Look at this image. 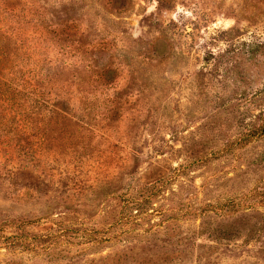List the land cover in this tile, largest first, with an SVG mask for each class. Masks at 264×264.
Returning <instances> with one entry per match:
<instances>
[{
    "label": "rangeland",
    "instance_id": "374dc122",
    "mask_svg": "<svg viewBox=\"0 0 264 264\" xmlns=\"http://www.w3.org/2000/svg\"><path fill=\"white\" fill-rule=\"evenodd\" d=\"M0 264H264V0H0Z\"/></svg>",
    "mask_w": 264,
    "mask_h": 264
},
{
    "label": "trees",
    "instance_id": "16d2710c",
    "mask_svg": "<svg viewBox=\"0 0 264 264\" xmlns=\"http://www.w3.org/2000/svg\"><path fill=\"white\" fill-rule=\"evenodd\" d=\"M126 206H130V208H132V206L137 207L138 209L141 208V206H143V202L140 201V198L138 196H135L134 198L127 200V204ZM36 221V220H33ZM31 223V222H23L20 225L17 226V229L20 231H24L23 228L25 227L26 224ZM26 242V239H25Z\"/></svg>",
    "mask_w": 264,
    "mask_h": 264
}]
</instances>
